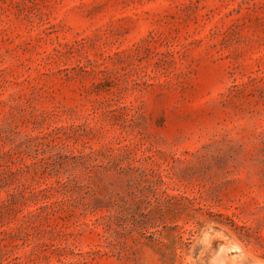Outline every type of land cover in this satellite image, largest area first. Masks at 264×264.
I'll list each match as a JSON object with an SVG mask.
<instances>
[{"label":"rangeland","instance_id":"1","mask_svg":"<svg viewBox=\"0 0 264 264\" xmlns=\"http://www.w3.org/2000/svg\"><path fill=\"white\" fill-rule=\"evenodd\" d=\"M0 264H264V0H0Z\"/></svg>","mask_w":264,"mask_h":264}]
</instances>
